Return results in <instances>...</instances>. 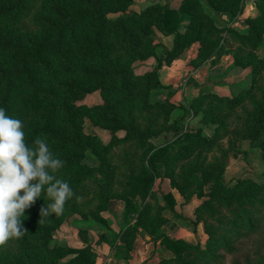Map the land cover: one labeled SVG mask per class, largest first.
I'll use <instances>...</instances> for the list:
<instances>
[{
    "label": "trees",
    "instance_id": "16d2710c",
    "mask_svg": "<svg viewBox=\"0 0 264 264\" xmlns=\"http://www.w3.org/2000/svg\"><path fill=\"white\" fill-rule=\"evenodd\" d=\"M170 1L153 4L140 12H126L112 19L107 16L109 11L125 9L134 0H43L44 9L36 17L41 29L32 33L14 30L10 26L19 24L37 0H0V107L10 117L27 121L24 132L30 147H35L34 141L38 137L47 141L54 155L64 162L55 175L68 182L74 193L93 174L84 161L91 149L101 154L96 169L102 173L99 195L105 202L116 172L105 156L110 151L111 142L102 143L97 136L85 131L84 110L87 106H77L75 102L90 91L99 90L104 103L88 110L95 109L96 117L102 123L113 125L114 130H126L124 136H114L119 142H134L140 133L136 129L132 109L125 104L144 95L139 91L140 84L147 89L153 81L158 87L165 85L160 82L157 68L153 72L139 74L133 67L123 65L120 55L125 51L143 52L144 49L156 54L154 45H151L155 35L154 24L165 35H174L176 45L167 49L168 54L179 53L192 42L199 41V54L205 58L223 54L222 37L206 39L208 33L223 29L231 36L230 40L234 39L231 45L235 62L241 67L253 66L254 77H260L264 55L257 56L254 49L263 42L264 0H259L260 14L247 18L244 32L233 25L217 27L219 20L211 9L220 7L222 1L233 2L235 5L224 8L234 16L232 19L240 9L241 0H184L180 7L171 5ZM210 95L221 101L225 108L239 102L238 95L232 98L217 93ZM252 103V112L234 131L247 133L252 140L263 138L264 154V89ZM169 104L175 106L174 103ZM177 106L186 108L187 114L190 112L182 104ZM219 125L226 126L224 119L219 121ZM184 128L183 124L176 126L181 132L174 140L176 142L158 146L150 152L146 158V170L141 172V176L128 177L133 187L141 189L145 199L149 186L162 175V160L168 156L176 157L175 152L190 156L189 168L181 182L177 181V187L189 200L194 196L204 198L199 203L197 219L191 221L196 235L200 222L204 223L207 243H194L162 233L161 243L174 255L157 264H256L264 256V241L255 250L246 251L244 245L264 232V182L241 178L234 184L227 183L223 176L224 165L218 158L208 162L191 159L194 157L193 149L187 145L188 142L210 144L219 139L220 134L215 133V140H206L198 129L185 132ZM148 138L149 133L141 135V146L147 143ZM177 142L181 145L178 146ZM207 183H211L209 191L205 189ZM164 197L168 207L176 213L174 195L168 192ZM73 198L66 202L61 215L42 218L41 207H47L50 202L46 194H42L21 218L28 232L19 238L24 241L18 246L19 255L15 257L13 251L4 253L2 250L6 245L0 246V264H11L12 260L21 264L23 258L27 264H46L47 258H41V252L55 256L52 264L72 252L76 253L75 256L62 264H88V259L96 254L90 245L79 249L59 244L51 246L52 232L67 213L74 211L71 205ZM126 203L125 215L129 216L136 211L134 204L137 201L127 197ZM148 207H144L145 215ZM144 219L137 218L114 237L124 238L131 232L135 235L138 228L147 222L146 217ZM28 241H31L29 245Z\"/></svg>",
    "mask_w": 264,
    "mask_h": 264
},
{
    "label": "rangeland",
    "instance_id": "374dc122",
    "mask_svg": "<svg viewBox=\"0 0 264 264\" xmlns=\"http://www.w3.org/2000/svg\"><path fill=\"white\" fill-rule=\"evenodd\" d=\"M167 1L169 0H134L127 8L111 10L107 16L116 19L123 13L140 12L153 4ZM170 2L171 5L180 7L184 0ZM43 3V0H37L31 11L22 17L21 22L10 28L32 33L40 30L36 17L43 11ZM220 5L211 8L219 20L217 27L233 25L243 32L247 28V18L261 12L259 0H241L240 9L238 8L235 18L231 19L234 16L224 8L235 3L222 1ZM153 30L155 35L151 45H154L156 54L150 53V49H144L143 52L125 51L120 55L123 65L133 67L139 74L153 72L157 68L160 82L165 85L158 87L153 81L150 89H147L140 84L139 91L144 95L125 104L128 109H132L136 129H139L140 133L134 142H119L114 136L122 137L126 130H114L113 125L102 123L100 118L96 117L95 109L88 110L89 107L104 103L99 90H92L75 102L77 106H87L84 110L85 131L97 136L102 143L111 142L110 151L105 156L109 164L116 169L111 192L105 202L99 195L102 173L96 169L100 164L101 154L91 149L84 161L93 174L75 192L71 201L74 211L67 213L59 227L52 232L51 246L59 244L72 249L92 246L96 254L94 258L88 259V264H157L163 258L174 255L172 250L161 243L162 233L194 243L200 241L206 245L208 234L205 232L204 223L200 222L196 235L191 221L197 219L199 203L204 198L194 196L189 200L177 187V183L181 182V177L189 168L190 156L175 152L176 157L168 156L162 160V175L149 186L145 199L141 189L138 186L133 187L128 180L130 175L139 177L141 172L146 170V158L154 148L176 142L174 140L181 133L176 129L177 125L183 124L185 132L193 130L192 128L198 129L206 140H215V133L220 134V138L210 144L191 141L187 145L193 149L194 157L191 159L197 162L218 158L224 165L223 176L227 183L234 184L241 178H248L257 183L264 182V154L261 145L263 138L252 140L247 133L234 131L250 115L253 110L252 100L259 98L261 90L264 89V67L261 68L260 77L256 79L252 72L253 66H239L235 62L234 48L231 45L234 39L230 40L231 36L223 29L217 28L206 37L212 40L222 37L224 44L223 54L209 58L199 54V41H194L187 49L170 55L167 49L170 50L176 45L174 35H165L155 24ZM254 53L259 57L264 55V34L262 45L254 49ZM211 93L227 95L228 98L238 95L239 102L225 108L221 106V101L210 95ZM160 101L162 104H159ZM169 102L175 106L171 107ZM180 104L189 108L190 112L185 113L186 108L177 106ZM183 115L185 117L182 120L180 117ZM222 119L226 126L219 125ZM26 123L27 121H23V125ZM144 133H149V138L147 143L141 146L139 141ZM177 143L178 146L181 145V142ZM210 186L211 183L205 184V189L209 191ZM168 192L175 197L177 214L167 205L164 194ZM127 197L137 201L134 204L136 211L131 212L129 216L125 215ZM146 205H149L147 215L144 213ZM145 217L147 222L138 228L135 235L131 232L124 238L114 237L127 225L133 224L137 218L144 221ZM248 241L244 245L245 250H255L264 241V232ZM23 242L20 239L9 240L2 252L13 251L16 257L19 255L18 246ZM30 242H27L28 245ZM148 244L153 246L152 250H147ZM75 254L68 253L53 264H62ZM40 257L47 258L46 264H52L51 260L55 259L54 255L47 256L44 252H41ZM20 262L27 264L25 258ZM12 263L17 264L13 260ZM256 264H264V256Z\"/></svg>",
    "mask_w": 264,
    "mask_h": 264
},
{
    "label": "clouds",
    "instance_id": "9594fccd",
    "mask_svg": "<svg viewBox=\"0 0 264 264\" xmlns=\"http://www.w3.org/2000/svg\"><path fill=\"white\" fill-rule=\"evenodd\" d=\"M34 145L26 143L23 122L0 107V246L28 232L21 218L42 194L50 201L41 207L42 218L61 215L75 195L69 183L55 175L64 162L47 141L38 137Z\"/></svg>",
    "mask_w": 264,
    "mask_h": 264
},
{
    "label": "crops",
    "instance_id": "0c3cea01",
    "mask_svg": "<svg viewBox=\"0 0 264 264\" xmlns=\"http://www.w3.org/2000/svg\"><path fill=\"white\" fill-rule=\"evenodd\" d=\"M147 250H152L153 249V246L151 247V245L148 244V246L146 247ZM112 260V258H109V260ZM113 262V261H112ZM113 263H116V261H114Z\"/></svg>",
    "mask_w": 264,
    "mask_h": 264
}]
</instances>
